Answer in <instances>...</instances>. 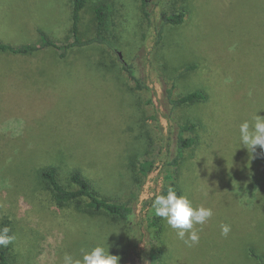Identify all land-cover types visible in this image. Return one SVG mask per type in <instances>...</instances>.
Segmentation results:
<instances>
[{
	"label": "rangeland",
	"instance_id": "1",
	"mask_svg": "<svg viewBox=\"0 0 264 264\" xmlns=\"http://www.w3.org/2000/svg\"><path fill=\"white\" fill-rule=\"evenodd\" d=\"M100 4L108 6L114 48L94 44L65 58L50 47L33 56L0 53V218L9 214L17 222L13 258L60 264L65 251L78 256L97 244L108 245L110 253L126 246L122 225L63 210L36 187L35 167L58 160L62 182L78 167L101 195L137 206L142 218L148 214L144 202L181 173L183 195L194 206L212 208L213 216L194 226L200 242L193 247L173 230L164 264H256L250 248L264 250V150L241 146L238 129L256 113L264 116V0H154L152 23L141 0H88L83 35H95ZM72 7L73 0H0V40L43 45L41 29L55 42L65 41ZM181 11H187L184 23L166 25L158 44L162 13ZM123 62H134L155 94L136 89ZM190 64L201 70L176 79ZM165 86H174L175 95L201 86L212 91L208 102L174 113V120L184 121L204 111L209 127L181 166L169 168L167 181ZM133 148L144 156L148 150L156 161L141 188L128 181L126 156ZM221 224L231 226L227 237ZM139 258L135 264H149ZM118 264L126 261L120 257Z\"/></svg>",
	"mask_w": 264,
	"mask_h": 264
},
{
	"label": "trees",
	"instance_id": "2",
	"mask_svg": "<svg viewBox=\"0 0 264 264\" xmlns=\"http://www.w3.org/2000/svg\"><path fill=\"white\" fill-rule=\"evenodd\" d=\"M88 0H73L72 7V26L71 36L65 41L55 42L41 29L43 45L22 44L15 45L6 43L0 40V53H8L21 56H33L42 50L44 47H50L62 50L61 57L65 58L68 53L74 49L85 48L94 44H103L110 48H114L112 41L107 35L109 28L108 23V6L107 4H100L95 8V35H83L82 30V12L86 7ZM154 0H141L142 13L149 23L153 22L152 4ZM187 16V11L178 13H165L161 15L159 31V42L163 39V31L166 25H180L184 23ZM173 52H176L172 49ZM166 55V54H165ZM162 59V56L159 55ZM173 57V56H171ZM164 59L169 62L172 60L168 55ZM123 70L133 80L135 88L138 90H145L155 94L154 89L149 86L145 77L139 72L137 65L132 62H123ZM198 64L188 65L183 72L177 73L174 70L176 79L178 76H185L184 74H196L200 71ZM175 85V84H174ZM176 86V85H175ZM212 91H208L205 87L195 88L185 93L175 95V87L165 86L164 102L168 109V114L165 118L171 122L170 139L167 149V157L163 163L166 181L172 178L169 174V168L178 169L185 159V153L189 150H194L203 142L201 134L209 126L206 124V116L204 111H200L195 120L187 118L186 120H174L173 115L175 111L186 108L192 105L208 102L211 99ZM148 103H153V98L148 100ZM209 117L212 116L209 115ZM152 119L159 122L157 115H153ZM192 133V134H191ZM206 134V133H205ZM197 149V148H196ZM58 151V150H57ZM138 151V148L129 150L126 156V168L128 181L132 186L141 188L145 180L155 170L156 161L150 156L147 150L145 156ZM58 156H65L63 151L57 152ZM61 160V159H60ZM55 163L35 167L33 171V181H36V187L41 191L49 194L51 202L56 204L63 210H71L77 214L85 216H101L114 223L122 225L127 233L126 246L120 251H114L111 254L122 257L126 264H135L139 257L144 255L149 264H164L168 246L174 241L173 229H171L164 220L155 216L152 209V201L144 202V208L148 209L146 218L139 217L137 206L113 201L104 197L93 186V182L85 175V173L78 167H74L68 176L66 183L61 180L62 167ZM182 174L179 173L176 177L177 181L165 184L161 192H166L172 188L178 195H183V187L180 184ZM181 179V180H180ZM191 186H187L186 190L190 191ZM192 190V188H191ZM160 192V193H161ZM149 205L151 209L149 210ZM69 207V208H67ZM5 214V213H4ZM3 214V215H4ZM8 226L10 228V235L16 234L17 222L11 215H4L0 218V228ZM144 248V254H140ZM13 242L7 247H0V264H22L16 257L13 258ZM250 255L255 260L256 264H264V250L257 252L255 248H250ZM14 259V260H13ZM30 264H33L32 262Z\"/></svg>",
	"mask_w": 264,
	"mask_h": 264
},
{
	"label": "clouds",
	"instance_id": "3",
	"mask_svg": "<svg viewBox=\"0 0 264 264\" xmlns=\"http://www.w3.org/2000/svg\"><path fill=\"white\" fill-rule=\"evenodd\" d=\"M238 131L241 146L250 152H254L257 146L264 150V116L256 113L251 120L241 122ZM152 209L155 216L175 230L177 239L187 247H193L200 242L199 230L194 226L205 224L213 216L212 208L204 205L194 206L186 195H178L172 188L154 196ZM220 230L221 235L227 237L231 226L221 224ZM9 233L8 226L0 228V247H7L14 241V235ZM118 261L119 257L111 254L109 246L103 244H97L91 249H82L78 256L65 251L60 257V264H118Z\"/></svg>",
	"mask_w": 264,
	"mask_h": 264
},
{
	"label": "water",
	"instance_id": "4",
	"mask_svg": "<svg viewBox=\"0 0 264 264\" xmlns=\"http://www.w3.org/2000/svg\"><path fill=\"white\" fill-rule=\"evenodd\" d=\"M120 55L122 56V54L120 53Z\"/></svg>",
	"mask_w": 264,
	"mask_h": 264
}]
</instances>
